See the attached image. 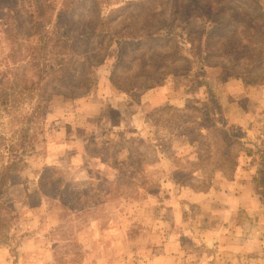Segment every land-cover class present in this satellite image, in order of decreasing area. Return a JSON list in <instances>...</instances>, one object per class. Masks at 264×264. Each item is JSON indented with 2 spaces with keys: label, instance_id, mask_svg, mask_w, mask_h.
Returning a JSON list of instances; mask_svg holds the SVG:
<instances>
[{
  "label": "rangeland",
  "instance_id": "1",
  "mask_svg": "<svg viewBox=\"0 0 264 264\" xmlns=\"http://www.w3.org/2000/svg\"><path fill=\"white\" fill-rule=\"evenodd\" d=\"M52 1L59 24L75 8L76 20L89 24L87 39L80 24L61 46L90 62L94 86L64 98L21 85V66L30 64L23 78L35 80L31 65L55 64L57 39L31 34L29 0L7 3L0 264H264V54L256 70L234 56L216 58L220 45L197 33L214 27L192 3L184 10L185 0ZM255 1L264 12V0ZM157 28L153 48L167 55L152 62L144 36ZM118 52L137 57L134 69L170 64L167 56L186 62L149 87L124 91L109 80ZM190 191L212 199L191 204ZM222 207L232 210L223 215ZM214 217L224 223L216 227Z\"/></svg>",
  "mask_w": 264,
  "mask_h": 264
},
{
  "label": "trees",
  "instance_id": "2",
  "mask_svg": "<svg viewBox=\"0 0 264 264\" xmlns=\"http://www.w3.org/2000/svg\"><path fill=\"white\" fill-rule=\"evenodd\" d=\"M29 6L27 9V21L30 28L31 34H44L43 38L50 40L46 36H55L57 40L54 41L55 45V54L53 61L55 64L51 65H31L36 69L37 77L35 80L24 79L23 76L26 75L27 71L30 70V64H26L27 67L21 66L18 68V73L16 74L19 82L23 86L33 85L36 88L42 89L41 97L43 96L44 91L47 88H51L53 93L57 96H62L64 98H72L74 96H80L82 94H89L90 89L94 86L92 66L90 62L85 60L84 62L79 58L75 57L70 52L66 54V46H61V44L66 43V37L68 36V29H79L81 21L76 20L74 13H80L78 8L73 9L72 14L69 15V19L59 24L56 20H53L54 13V4L52 0H29ZM83 1V0H81ZM181 0H176L175 3L180 2ZM183 1V0H182ZM186 5L184 10L189 8V4L192 3L193 6L197 7L194 13L199 15V18H202L204 24L208 27L213 26L214 29L209 33L206 30L198 31L197 33L204 34L207 36V41L210 46L215 44L220 45V52L216 54V58L223 56L228 59V57L234 56L236 65H239L241 62L249 65H253L252 70L259 69L263 64V61L259 63V60L256 58L260 56V59H263L264 54V12L257 5L255 0H185ZM183 1V2H185ZM10 0H2L0 2V13H3L4 10L10 11L11 9L6 6ZM182 2V4H183ZM181 4V3H180ZM179 4V5H180ZM178 5V3H177ZM82 6L81 4L79 5ZM125 10V8H123ZM176 14L179 13V9L174 7ZM52 15V16H51ZM58 15V14H57ZM63 16V15H61ZM52 17V18H51ZM80 17V15L78 16ZM62 18V17H61ZM64 19V18H62ZM57 23V24H56ZM158 24H163L162 22ZM82 25V24H81ZM143 27H151L147 24L146 21L142 23ZM66 27V28H65ZM83 34L82 37L87 39L85 34L88 30L89 24L85 23L82 25ZM52 28L51 32H48ZM65 28V29H64ZM154 29L150 34L144 36L147 38L145 42L147 43L148 52L151 54V61L158 62L163 56L166 57L167 54H163L161 50L153 48L159 40L154 38ZM242 30V36L237 34L238 30ZM63 30V31H61ZM85 31V32H84ZM94 31V30H93ZM46 34V35H45ZM260 44V47L256 49V45ZM44 46V50H46ZM206 53H211L210 48L206 47ZM72 53L76 54L72 51ZM217 53V52H216ZM144 54H140L139 61L143 60ZM64 57H68L66 59ZM92 57V56H91ZM136 56H125V53L118 52L117 58L112 67V72L110 74V83L115 86L118 90H127L129 88L135 89L139 87H144L151 85L155 81L159 80L160 77H163L166 74L171 72H177L183 68L181 62H186L185 59H179L177 61L174 58H169L167 56V62L164 66L158 65L154 67H144V62H140L138 68H133V62H136ZM208 58L206 57L204 61ZM74 60L73 64H78L81 62V66L70 65L69 61ZM163 63V61H161ZM85 65H89L85 67ZM170 65V66H169ZM70 67H73L71 69ZM232 69L234 66H230ZM82 68L80 73V80L76 84L74 82V72ZM252 70L250 72H252ZM26 72V73H25ZM83 76V77H82ZM19 85V83L17 84ZM124 86V87H123ZM145 88V87H144ZM67 89V90H66ZM84 90V93H78V91ZM248 154L250 150H247ZM4 170L3 172H5ZM9 177V175L7 176ZM7 177H0V196L1 189L6 185Z\"/></svg>",
  "mask_w": 264,
  "mask_h": 264
},
{
  "label": "crops",
  "instance_id": "3",
  "mask_svg": "<svg viewBox=\"0 0 264 264\" xmlns=\"http://www.w3.org/2000/svg\"><path fill=\"white\" fill-rule=\"evenodd\" d=\"M157 95H159V94H157ZM183 194H185V193H183ZM187 195H188L186 197L187 198L186 199L187 202H189L191 204H195V205H197L198 203H202L205 200V197H207V198L210 197V199H212V196H210L209 194H203V196H202L199 192H196V191L195 192L194 191H190ZM216 203L217 202H213V205L220 206V205H216ZM209 205H212V204H209ZM231 210H232L231 207L230 208H224V207H222L221 209L218 210V213L219 212H222L221 214L224 215L227 212H230ZM214 218H211V219L214 220ZM215 219H216V222H215L216 223V227H219L220 222L221 223H224L219 218L218 219L215 218ZM206 233H207V230H206ZM208 233H210V232L208 231ZM205 237H206L207 240H212L211 242H214V236H212V235H205Z\"/></svg>",
  "mask_w": 264,
  "mask_h": 264
}]
</instances>
